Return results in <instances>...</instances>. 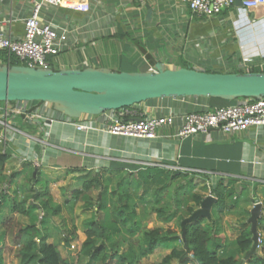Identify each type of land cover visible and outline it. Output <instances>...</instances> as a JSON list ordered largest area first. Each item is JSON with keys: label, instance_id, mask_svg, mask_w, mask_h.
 I'll use <instances>...</instances> for the list:
<instances>
[{"label": "crops", "instance_id": "obj_1", "mask_svg": "<svg viewBox=\"0 0 264 264\" xmlns=\"http://www.w3.org/2000/svg\"><path fill=\"white\" fill-rule=\"evenodd\" d=\"M31 8V0H0V33L21 40L23 19L30 15ZM233 8L205 18L192 13L178 0H63L61 7L45 8L41 13L44 22H52L69 33L68 46L58 56L50 57V68L103 67L114 72H149L155 64L162 63L169 69L186 65L203 72L264 70V6L247 13L237 6ZM119 34L125 37L114 38ZM210 106L208 98H172L148 101L122 112L126 119L135 120L141 116L204 111ZM28 108L53 122L30 123L19 117V125L13 121L20 133L8 136L4 144L9 161L1 176L4 181L0 182L1 186L8 183V198L18 202L26 198L28 172L32 169L40 176L36 191L43 190L46 182L53 206H59L62 212L71 193L79 188V179L88 172L117 165L129 172L161 166L196 174L213 184L237 180L239 185L249 188V195L263 208L264 127L233 136L212 130L179 139L176 124L158 131L154 140H145L104 132L102 116L67 122L50 105L33 104ZM90 122V130L81 131L75 126ZM69 170L80 173L65 176ZM1 207L0 202V210ZM10 209L3 215L0 234L9 218L21 227L29 224L27 218L11 214ZM53 219L46 231L51 236L49 243L55 238L51 233ZM84 220L80 229L77 223L75 227L71 225L75 230L70 236H74L72 242L80 243L78 249L85 240L83 230L80 231ZM9 240L12 238L7 233L0 249H9L4 244Z\"/></svg>", "mask_w": 264, "mask_h": 264}, {"label": "trees", "instance_id": "obj_2", "mask_svg": "<svg viewBox=\"0 0 264 264\" xmlns=\"http://www.w3.org/2000/svg\"><path fill=\"white\" fill-rule=\"evenodd\" d=\"M125 36L119 34L116 39ZM147 59L152 62L151 57ZM10 65H21L6 52H0V62ZM1 62V63H2ZM183 68H188L182 65ZM53 70H57L53 68ZM207 73H221L206 71ZM250 72H264L253 68ZM231 73H244L233 71ZM210 109L225 108L236 101L227 102L221 99H211ZM242 100V99H239ZM42 104V103H31ZM30 104V105H31ZM126 108L123 110H128ZM20 119L23 117L19 116ZM18 117L14 119L19 122ZM9 155L0 152V182ZM33 170L28 172V194L18 202L14 200L10 212L28 219L29 224L17 232L20 247L18 257L21 264H71L70 259H64L59 250V244L65 248L74 236L64 237L58 243H49L51 237L47 229L51 219L61 214L59 206H53L46 182L43 190L36 191L39 173L33 176ZM76 172L69 170L65 176ZM196 174L181 170H169L161 166H146L134 171L124 170L118 166L113 169H102L88 172L79 179V188L74 190L66 202V208L73 213L80 204L85 220L82 230L85 236L77 254L80 264H140V261L152 255L157 249H169L170 254L163 258L161 264H186L188 258L197 264H241L252 248V233L246 223L252 204L249 188L239 185L237 180H219L212 185L211 194L216 199L210 207V217L199 218L185 225V238L179 237L172 224L181 230V223L189 218L198 208L204 197L194 192L193 183ZM185 181V185L183 182ZM1 184V183H0ZM8 186V183H5ZM4 185V184H3ZM2 185V186H3ZM0 185V188L2 187ZM172 188H175L174 192ZM8 198L0 191V202ZM32 201V202H31ZM192 205H190V203ZM255 203V202H254ZM39 211L42 212L40 218ZM149 212L156 219L162 220L164 227L148 228ZM235 212L244 219V228L233 242H227L223 236V215ZM0 215V224L3 222ZM13 219H7L5 230L0 234L2 239L11 227ZM246 223V224H245ZM4 225V224H3ZM261 243L257 254L251 257L247 264H264V219L259 218L258 230ZM75 230V229H74ZM126 246V251L122 247ZM0 264H4L0 249Z\"/></svg>", "mask_w": 264, "mask_h": 264}, {"label": "water", "instance_id": "obj_3", "mask_svg": "<svg viewBox=\"0 0 264 264\" xmlns=\"http://www.w3.org/2000/svg\"><path fill=\"white\" fill-rule=\"evenodd\" d=\"M235 5L240 7V0H235ZM172 98L260 100L264 98V72L207 73L191 68L169 69L162 63L155 64L149 72H114L103 67L53 70L0 63V103L47 104L54 112L71 120L98 117L148 101ZM215 201L213 196H208L200 208L181 223L183 239L185 225L199 218L209 219L210 207ZM261 213L262 204H254L247 220L252 248L241 264H247L257 254Z\"/></svg>", "mask_w": 264, "mask_h": 264}, {"label": "built area", "instance_id": "obj_4", "mask_svg": "<svg viewBox=\"0 0 264 264\" xmlns=\"http://www.w3.org/2000/svg\"><path fill=\"white\" fill-rule=\"evenodd\" d=\"M188 6L189 10L205 18H212L224 10L235 7V0H178ZM32 8L28 17L23 19L24 36L13 40L0 33V52L18 60L22 66L31 68H50L49 58L58 56L69 44V33L44 22L41 13L45 8H58L63 0H31ZM241 12L247 13L264 6V0H240ZM10 65V60L7 62ZM31 103H0V144L4 145L8 136L20 133L13 123L16 117H23L26 122H53L45 115L28 108ZM32 105V104H31ZM122 111L107 112L101 116L104 132L119 137L154 140L158 131L179 124L176 137L185 139L198 134H207L216 130L221 135L233 136L250 129L264 127V98L260 100L242 99L225 108L204 111L168 114L165 116H141L135 120L125 118ZM65 118V117H64ZM67 122L76 120L67 119ZM78 130L93 129V124H76ZM8 192L3 185L0 191ZM261 239L259 240V244Z\"/></svg>", "mask_w": 264, "mask_h": 264}, {"label": "rangeland", "instance_id": "obj_5", "mask_svg": "<svg viewBox=\"0 0 264 264\" xmlns=\"http://www.w3.org/2000/svg\"><path fill=\"white\" fill-rule=\"evenodd\" d=\"M234 9V8H232ZM226 11V10H224ZM222 11V13L224 12ZM234 17L237 18L238 16L234 14ZM50 59V58H49ZM2 62V61H1ZM4 63V62H2ZM6 64V63H5ZM56 69V68H55ZM20 122V121H19ZM18 122V125H19ZM6 151V146L0 144V152L4 153ZM9 152V149H7ZM54 177V176H53ZM37 182L36 184H38ZM41 183V182H40ZM193 183L196 184V189L194 190L195 193L201 195L202 197L207 198L208 196H212L211 194V188L213 185V181L206 178H200V177H194ZM183 185H185V181L183 182ZM175 188H172V191L174 192ZM250 193V190H249ZM252 193H250L251 195ZM252 198V196H250ZM14 199L7 198L2 202V207L0 210V215L6 214V211L9 210L13 203ZM252 204L247 206L249 210H251L254 206V204L259 203L255 202V199L252 198ZM255 202V203H254ZM193 202L190 203L192 205ZM66 208V207H65ZM199 209V208H198ZM197 209V210H198ZM196 210V211H197ZM150 216L148 218L147 224L148 228L152 229L155 227H164L165 225L162 220L156 219L155 214L149 212ZM40 216V215H39ZM42 216V215H41ZM40 216V218H41ZM87 217V215L83 216V211L80 209V207H77L73 210V213L69 212L66 208V210L62 211L59 216H55L51 229V233L55 236L53 243L60 242V239H63L64 237H68V234L73 233L74 230L72 229L71 225L75 227V223L79 224L77 229H80V222L84 220V218ZM262 219H264V202H263V208L261 216ZM60 219V220H59ZM244 219L241 218L240 215H238L235 212L227 213L223 215L222 220V228H223V236L226 239L227 242H233L240 234V232L243 230L244 226ZM248 224V222L246 221ZM245 223V224H246ZM249 225V224H248ZM21 228V224L17 223L14 219L12 220V225L9 227L8 234L9 237L12 238V242L6 243L4 241V244L8 245L10 248L8 249H1L2 256L4 259V264H21L18 252L20 247L18 246L19 238L17 237V232ZM171 228H174L175 231L178 233L179 237L181 236V230L178 229L176 224H172ZM263 227H260L259 231L262 232ZM82 231V226L81 230ZM264 237V234H263ZM9 239V238H8ZM53 239V238H51ZM50 242V241H49ZM0 244H2V239L0 238ZM78 244L77 242H72L69 244V248H65L63 245L59 244V250L64 259H70L72 261L71 264H80L77 262V254H78ZM127 247L123 246L122 251H126ZM171 250L169 249H157L152 255H149L148 257L142 259L140 261V264H161L164 257H166L168 254H170ZM111 264H114L113 262ZM176 264V263H175ZM186 264H197L194 260L188 258Z\"/></svg>", "mask_w": 264, "mask_h": 264}]
</instances>
